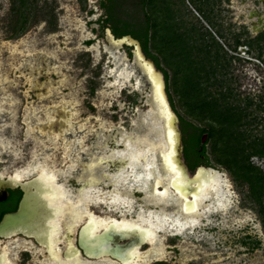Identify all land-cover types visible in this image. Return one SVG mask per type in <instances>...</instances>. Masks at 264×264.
<instances>
[{
	"label": "rangeland",
	"instance_id": "1",
	"mask_svg": "<svg viewBox=\"0 0 264 264\" xmlns=\"http://www.w3.org/2000/svg\"><path fill=\"white\" fill-rule=\"evenodd\" d=\"M98 1L29 0L33 12L27 29L15 34L20 24L13 9L15 5L19 9V0H0L1 175H12L36 160L42 161L55 169L70 170L67 186L74 194L89 185L88 175H94L98 180L88 188L99 195V203L91 205L89 210L98 216L132 219L137 217L140 207L145 212L167 216V229L157 234L154 244L140 247L144 258L134 264H264V202L261 205L253 202L249 198V186H239L226 169L218 167L214 172L215 187L209 190L201 204V214L195 217L200 225L182 235L175 231L172 218L186 220L188 216L177 206L176 195L166 200L167 205L156 204L157 196L150 181L146 184V194L135 191L142 183L138 182L141 179L134 180L135 173L127 172L121 183H113L115 179L111 175L119 173L124 166L123 161L113 159V153L128 146L138 155L147 150L153 163L148 169L154 170L150 174L154 178L158 169L165 180L157 151V145L165 142V135L163 122L157 118V110L150 101L149 80L135 60V49L114 43L108 30L94 31L103 15ZM158 1V8L171 11L173 25L177 22L186 28L181 29L185 38L190 34L194 44L207 49L208 54L212 51L221 55V66H215L220 81L224 21L221 0ZM234 21L231 22L237 25ZM172 40L178 43L179 37L172 33ZM90 41L94 43L88 45ZM194 44L190 45L192 52L187 47L190 57L196 56ZM161 48L170 53L168 48ZM199 56L202 58L204 54ZM161 66L168 70L165 62ZM213 79L211 91H221L223 87ZM138 138L143 141V149L132 141ZM94 159L104 160L89 171L87 167ZM251 163L264 171L263 158L253 157ZM142 164L138 160L136 166ZM197 169L191 170V174ZM116 188L135 192L129 198L130 209L119 205L112 208L111 201L106 200ZM43 190L41 186L35 190L32 215L48 212ZM217 196L223 201L224 210L218 207ZM126 210L134 213H125ZM77 236L78 233L74 238ZM108 237L111 234L105 235ZM99 243L102 240L95 242ZM40 251L36 249L35 256H29L26 264H47ZM19 252L14 264H22L24 257ZM159 254L163 257L156 260ZM105 259L108 258L90 261L116 264L106 263Z\"/></svg>",
	"mask_w": 264,
	"mask_h": 264
},
{
	"label": "bare ground",
	"instance_id": "2",
	"mask_svg": "<svg viewBox=\"0 0 264 264\" xmlns=\"http://www.w3.org/2000/svg\"><path fill=\"white\" fill-rule=\"evenodd\" d=\"M148 75H150L152 85L155 86L154 95V105L157 108V118L161 119V116L165 118V142H161L157 145V151L159 156L162 157L163 168L165 172L166 179L163 180L164 176L157 169V175L153 178L150 173H152V168L149 170V165H153L149 159V153L147 150H143L141 155L128 146L124 151H116L113 153V159L116 157V161H123V167L119 170V173L112 174L111 177L115 179V185L121 183V179L124 180L125 174L135 173V181L142 183L136 186L135 191L139 193H145L148 190L147 183L150 181V186L156 198V204L165 205L166 200L173 195H176L181 212L187 215L188 219L181 220L177 216H174L173 223L176 225L175 231L178 235L184 234L187 229L196 228L199 222L195 220L196 215L201 214V204L204 199H207V194L210 189L215 187V179L217 178L214 172L203 170L199 173V177L190 182L186 178L180 168L176 163V152H175V136L171 128L166 122L169 119V110L165 102L162 88L160 87L159 79L153 72L151 68H148ZM164 127V124H163ZM134 144L138 145L143 149L142 139L132 140ZM81 142V141H80ZM71 160V157L68 156ZM104 159H94L87 167L89 171H93L96 166L101 163ZM143 162L141 167H137V161ZM131 169V170H130ZM127 170V171H126ZM140 172V173H139ZM70 170L55 169L52 165L46 162L34 161L29 164V167L19 169L15 172L13 177L14 181L23 182L25 179H29L35 174H38L40 178L39 186L43 190V198L46 204H49L48 215L45 221H43L44 226L38 229V237L44 240L42 244L44 247L40 252L48 253L49 257L46 256L47 264H96L95 262L83 259L78 249L76 248V239L74 238L81 227L85 226V232L87 237H93L103 230H109L110 226L113 225L115 230L127 231L133 236H139L142 238V242L147 244H154L157 234L159 232L165 231L167 216L155 215L152 211L145 212L143 208L140 207L137 217L135 218H124L116 219L112 216H98L89 210L91 205H97L99 202L97 196L99 195L95 192L93 188L89 185L97 182L98 179L94 175H88L89 185L82 188L77 194L72 193V190L67 186L68 177ZM143 174V175H141ZM122 177V178H121ZM150 178V179H147ZM147 181V182H146ZM165 182V183H164ZM91 186V187H92ZM169 191L171 195L169 194ZM35 193V192H34ZM133 190L120 191L117 188L113 190L111 195L106 199L111 201V207L123 206L122 208L130 209L131 200L135 194ZM220 196H217V204L221 210H224V203ZM167 205V204H166ZM175 205V203H174ZM120 212V211H118ZM131 210H126L125 213H129ZM134 213V212H131ZM205 214V215H204ZM202 214L207 218L208 212ZM46 216V215H45ZM129 216V215H127ZM51 217V218H49ZM65 239V240H64ZM64 246L61 248L60 245ZM18 245H6L1 249L0 263L3 261L5 264H14V259L17 256ZM140 247H136L133 251L126 255V260L124 263L113 261V259H105L106 263H116V264H134L136 261L143 259V255L140 253ZM64 251L67 252L66 260L63 259ZM12 253V254H11ZM11 254V255H10ZM163 255H156V260H159ZM102 260V259H98Z\"/></svg>",
	"mask_w": 264,
	"mask_h": 264
},
{
	"label": "trees",
	"instance_id": "3",
	"mask_svg": "<svg viewBox=\"0 0 264 264\" xmlns=\"http://www.w3.org/2000/svg\"><path fill=\"white\" fill-rule=\"evenodd\" d=\"M19 3V9L16 5L13 9L14 14L19 16L20 24L15 34L26 31L33 12L29 0H19ZM138 3L143 6L138 12L142 23L133 26L118 20L113 23L112 30L117 38L130 35L139 40L145 54L164 72L170 100L181 120L185 158L190 170L202 165L222 167L232 175L239 186L248 185L249 198L261 205L264 202V171L253 165L251 158L257 155L264 158V152L256 150L254 145H245L240 139L236 115L226 116L223 89L211 91V86H214V83H211L212 77L216 84L220 83L222 86V79L219 81L216 76V67L221 66V55H215L212 51L208 54L207 49L195 45L188 31L190 37L185 38L184 30L181 31L184 27L177 22L173 25L171 11L158 8V0H138ZM102 6L105 7V3ZM113 20L110 13L106 22ZM168 32L170 36H167ZM172 33L179 37L178 43L172 40ZM217 33L220 34L219 31ZM191 42L194 44L193 50L196 51V56L192 57L188 52H192ZM87 44L91 45L92 41ZM161 46L168 48L170 53L162 50ZM201 53L204 54L202 58L199 56ZM212 56L215 62L210 60ZM162 62H165L170 73L161 66ZM188 130H191L189 135ZM206 134L208 139L203 144ZM256 244L258 247L260 243Z\"/></svg>",
	"mask_w": 264,
	"mask_h": 264
},
{
	"label": "flooded vegetation",
	"instance_id": "4",
	"mask_svg": "<svg viewBox=\"0 0 264 264\" xmlns=\"http://www.w3.org/2000/svg\"><path fill=\"white\" fill-rule=\"evenodd\" d=\"M98 2L99 11L103 15L97 20L99 28L96 27L95 32L101 30L106 33L107 30H110L116 39H120L112 30L113 23L118 20L133 26L142 23L138 12L143 9V6L138 3V0H99ZM248 2L252 3L248 4ZM103 3H105V7L102 6ZM221 6L224 13L222 26L224 110L227 117L236 115L238 135L245 145H254L256 150L264 152V0H221ZM235 11H238V14L234 16L233 12ZM110 13L114 20L106 22ZM94 14L93 12L92 15ZM232 15L233 18H231ZM231 21L236 22L237 25ZM255 157L261 158L258 155ZM15 172L8 176L2 175L5 180L11 179L12 187L0 194V223L6 215L19 211L25 196L22 185L38 177V174H35L23 182H17L13 180ZM74 182L76 183V181ZM28 187L33 193L37 188L34 184H30ZM42 215L44 216L42 218L46 219L47 213H42ZM78 239L79 234L75 244L77 249L80 248ZM12 244H19L17 251L20 250L19 253H22V257H24L22 264L27 263L26 260L29 256H35L36 249L44 248L34 236L24 234H14L9 237L0 236V257L1 249ZM64 252L63 259L66 260L67 252ZM39 254L41 258L49 257L47 252L43 254L39 252ZM80 254L83 259L94 260L87 258L83 250ZM0 264L5 263L2 261Z\"/></svg>",
	"mask_w": 264,
	"mask_h": 264
},
{
	"label": "water",
	"instance_id": "5",
	"mask_svg": "<svg viewBox=\"0 0 264 264\" xmlns=\"http://www.w3.org/2000/svg\"><path fill=\"white\" fill-rule=\"evenodd\" d=\"M109 35L113 38L114 43L117 45H128L132 46L136 51V62H139L142 66V71L145 72L146 77L149 80L150 92H151V104L154 109L157 108L154 105L155 99V86L152 85V80L150 75H148L147 67L151 68L155 75L159 79L160 87L162 88V93L167 104L169 110V119L168 122L169 127L171 128L173 135L175 136V152H176V163L177 166L182 171L183 175L189 179L190 182L195 181L199 177V173L203 170L216 172V168L201 166L198 167L195 174H191V170L186 162L185 158V145H184V134L181 128V120L177 112L175 111L172 102L170 100V96L167 91V81L164 72L158 68L154 60L149 58L145 52L143 51L141 43L136 40L134 37L128 35L124 36L120 39H115L114 35L110 30H108ZM158 114V113H157ZM162 122L165 128V118L161 116ZM165 134V133H164ZM203 144L207 141L208 135H204ZM162 161V157H160ZM164 162H162L163 164ZM165 164V163H164ZM164 166V165H163ZM40 178L36 177L31 179L29 182H26L22 186L24 187L25 196L22 200L20 209L18 212L13 214H8L4 217L3 221L0 223V236L9 237L14 234H24L27 236H34L39 244H43L45 241L38 237V229L39 227H43V221H45L42 217V212H37V214H31V209L33 207V202L35 199V193H33L28 185L34 184L36 187L39 185ZM12 187L11 179L5 180L2 175H0V194L6 192L8 188ZM85 226L81 227L79 230V253L81 250L85 253V256L89 259H103L109 258L120 263H124L126 260V255L133 251L136 247H142L147 244L142 242V238L137 236H133L127 231H119L115 230V228L110 226L109 230H103L97 235H94L91 239L87 237V233L84 231ZM111 234V237L105 238V235ZM102 238V239H100ZM102 240V244L96 245L95 242ZM66 257L67 254H66Z\"/></svg>",
	"mask_w": 264,
	"mask_h": 264
}]
</instances>
